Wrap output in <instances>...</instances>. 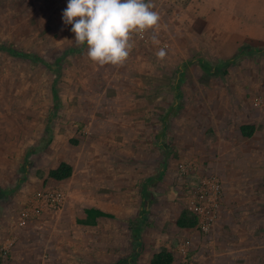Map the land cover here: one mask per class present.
Returning <instances> with one entry per match:
<instances>
[{
	"label": "crops",
	"instance_id": "1",
	"mask_svg": "<svg viewBox=\"0 0 264 264\" xmlns=\"http://www.w3.org/2000/svg\"><path fill=\"white\" fill-rule=\"evenodd\" d=\"M47 1L38 31L65 39L68 67L55 115L21 124L24 181L0 201V264H149L161 251L178 264L185 241L192 264H264V0H150L159 28L121 66L93 63L63 22L68 0ZM62 162L71 175L48 177ZM182 167L218 188L204 232L177 225ZM45 186L62 201L21 205Z\"/></svg>",
	"mask_w": 264,
	"mask_h": 264
},
{
	"label": "rangeland",
	"instance_id": "2",
	"mask_svg": "<svg viewBox=\"0 0 264 264\" xmlns=\"http://www.w3.org/2000/svg\"><path fill=\"white\" fill-rule=\"evenodd\" d=\"M31 1L26 5L20 0H0V157L4 160L0 170V201H8L9 206L16 202L15 195L9 190L15 186L20 189L24 181V163L19 164V160L25 157L20 143L23 141L20 140L23 135L21 124L27 118L33 123L43 119L45 123L47 118L55 115L57 75L60 68L68 67L65 60H59L63 55L59 43L65 39L56 34L47 36L48 27L43 33L38 31L45 22L48 1ZM5 47L29 52L31 57L11 53ZM225 67L221 68L222 73H230ZM5 191L9 195L3 193ZM49 191L63 194L58 187L45 186L28 195L21 205L30 202L38 193ZM19 213L25 218L28 216L20 209Z\"/></svg>",
	"mask_w": 264,
	"mask_h": 264
},
{
	"label": "clouds",
	"instance_id": "3",
	"mask_svg": "<svg viewBox=\"0 0 264 264\" xmlns=\"http://www.w3.org/2000/svg\"><path fill=\"white\" fill-rule=\"evenodd\" d=\"M62 19L71 25L76 45H87L93 63L121 66L135 38L159 28L160 15L150 0H68ZM156 39L153 35V42ZM165 55L164 49L157 52L161 59Z\"/></svg>",
	"mask_w": 264,
	"mask_h": 264
},
{
	"label": "built area",
	"instance_id": "4",
	"mask_svg": "<svg viewBox=\"0 0 264 264\" xmlns=\"http://www.w3.org/2000/svg\"><path fill=\"white\" fill-rule=\"evenodd\" d=\"M181 175L183 178L185 177L186 179H188V170L185 167H182ZM211 186L214 189L213 192H211ZM211 186L210 181L207 182L197 177L194 181L189 180L187 184L185 183L184 187L186 195V206L189 212L194 217H196V227L202 232L208 229L209 224L211 223L210 215L212 214L213 207L217 205L219 199L218 188L215 187L216 185L213 186L211 184ZM45 198H47L46 200L48 203L58 204L60 203V201H62V193L58 191H49L45 193H38L34 197L35 201L37 202H40ZM211 202H213L212 207H210ZM25 214L28 215L27 212ZM187 244L188 241H185L183 243V246H180L177 249L182 254L181 261L178 264H192L190 258L187 256ZM2 254H6V251L3 250Z\"/></svg>",
	"mask_w": 264,
	"mask_h": 264
},
{
	"label": "trees",
	"instance_id": "5",
	"mask_svg": "<svg viewBox=\"0 0 264 264\" xmlns=\"http://www.w3.org/2000/svg\"><path fill=\"white\" fill-rule=\"evenodd\" d=\"M6 48V47H5ZM7 50L11 51V53H15L17 55H21L23 57H31V54L29 52L23 53L20 51H13L11 49L6 48ZM13 51V52H12ZM243 52H239L237 55H235L234 59L239 58L242 55ZM228 61H223V63H227ZM222 63V64H223ZM219 67H222V65H219ZM215 69L217 67H214ZM251 126L243 125L241 126V132L243 135H249L251 133L250 130ZM72 169L71 166L68 163H60L59 166L55 169H51L48 172V177L55 179V180H61L69 177L71 175ZM158 179V178H157ZM147 183H150L151 180H146ZM188 215V216H187ZM196 223V217H194L188 210L183 211L178 218L177 225L181 227H192ZM172 262V255L170 252L167 251H161L159 253L154 254L149 264H171ZM0 263H1V256H0Z\"/></svg>",
	"mask_w": 264,
	"mask_h": 264
}]
</instances>
